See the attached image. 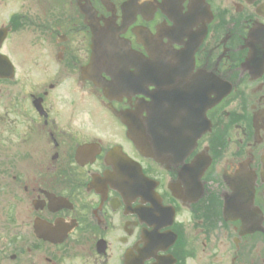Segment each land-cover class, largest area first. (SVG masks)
<instances>
[{"label": "flooded vegetation", "instance_id": "af4514ba", "mask_svg": "<svg viewBox=\"0 0 264 264\" xmlns=\"http://www.w3.org/2000/svg\"><path fill=\"white\" fill-rule=\"evenodd\" d=\"M0 264H264V0H0Z\"/></svg>", "mask_w": 264, "mask_h": 264}, {"label": "water", "instance_id": "95a60500", "mask_svg": "<svg viewBox=\"0 0 264 264\" xmlns=\"http://www.w3.org/2000/svg\"><path fill=\"white\" fill-rule=\"evenodd\" d=\"M95 45H94V55L92 59V66L103 64L105 61V57L108 55H116L117 52L111 46H106L102 43V38L100 36L95 37ZM93 67V68H94ZM100 86H103L102 84Z\"/></svg>", "mask_w": 264, "mask_h": 264}]
</instances>
